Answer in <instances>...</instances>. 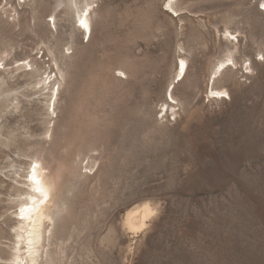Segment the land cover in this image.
<instances>
[{
  "label": "rangeland",
  "instance_id": "1",
  "mask_svg": "<svg viewBox=\"0 0 264 264\" xmlns=\"http://www.w3.org/2000/svg\"><path fill=\"white\" fill-rule=\"evenodd\" d=\"M168 1L0 0L3 260L38 158L59 181L56 264H264V0ZM87 4L90 37L76 22ZM231 52L237 67L213 84L228 96L214 97ZM47 75L62 80L56 117ZM143 204L153 214L131 232L125 213Z\"/></svg>",
  "mask_w": 264,
  "mask_h": 264
},
{
  "label": "bare ground",
  "instance_id": "2",
  "mask_svg": "<svg viewBox=\"0 0 264 264\" xmlns=\"http://www.w3.org/2000/svg\"><path fill=\"white\" fill-rule=\"evenodd\" d=\"M178 2L179 0H172L170 4H169V1L166 4H169V8H171L172 11L176 12V10H174L173 8V5ZM90 6L91 4H87L86 6L80 8L77 11V19H76V22L77 21L80 22V20L82 19L87 21L89 25V30L85 31L84 29H82V31H83V35H86L88 33L89 37L92 31L91 22H90L91 12L89 11ZM85 12H87V16H85ZM225 33L226 35H228V38L231 36H234L233 33L229 31L228 29H225ZM235 40H236V44L238 45V39H235ZM234 47L236 48L237 46L234 45ZM229 54L230 55H227L224 59H220V61L213 68V71L210 77L211 85L209 84L210 85L209 94H211L214 97H222V96L213 95V93H216V92H224V93H227V96H228L227 89L225 88L216 89L214 88L213 84L219 77H221V75L226 70L230 68L229 67L230 65L237 67L238 62L235 56H233L234 54L232 55V52ZM179 60H183L185 64L184 71L182 74L183 76L180 73L179 63H178L176 67L175 77L180 78L182 76L180 80L182 81L186 76L188 63H187L186 58H180ZM229 60L232 61V64H228ZM57 63L55 62L56 66L55 65L54 66L57 68H60ZM34 64L36 63L28 62L27 66L32 68ZM24 66L22 64H18V66L15 68V71L19 73L26 72L27 69H24ZM247 69L251 70V61ZM58 70H61V68ZM60 74L63 76L62 72H60ZM55 75H56V72H55ZM56 77L58 78V76ZM38 78H39V75H38ZM51 79L52 78L50 75H47L44 78L42 76L37 81V84H39L40 86V91H44L42 92V95L45 98L44 102L47 107V113L51 115V117L52 116L56 117V110H57L56 105L57 103H59L58 102L59 94H60L59 87H60V83L62 82V80L59 83L58 82L59 78H58V81L53 80V82L51 81ZM0 80H1V70H0ZM172 84H173L172 89L171 90L169 89L170 91L169 92L167 91V93H169L168 96L171 97V100H174L175 102L176 99L172 93L175 87V84L174 82ZM170 109L171 108H169V110ZM174 113H171V114H174ZM51 126L53 127V124ZM52 129L48 128L46 132L47 136L48 134H49V137L52 136ZM31 159L32 161L29 164L30 170L27 172V175L25 176L27 179L25 182H20V184L22 185L21 190H19V194H18L19 195V199H18L19 206L18 207H20V209L19 211H16L15 213V219H16L17 224L14 227V237L15 238H14L13 246L11 248L12 250L11 257L6 261L0 257V264H56L54 257L52 256L51 252H49V250H46V247L50 244L49 239L53 235V229H51V226L54 223L53 221V218H54L53 215L55 214L54 210L56 208V205H58L57 201H59V199L57 200V194H58L57 183L59 181H58V177L54 175V171L53 173L49 171V168L45 165L46 163L44 162V160H40L38 158H31ZM33 164L39 165V167L37 168V174L43 178V186L48 192V199L44 203H40L41 197H39L38 194L32 191L33 185H32V182L28 179V177L31 175ZM146 205H147V208H145ZM22 208L26 209V211L23 214L20 211ZM152 214H153V209H151L148 204H143L137 207L135 206L126 211L125 224L131 232L136 233L146 228L147 219ZM43 257L45 259L44 261H42Z\"/></svg>",
  "mask_w": 264,
  "mask_h": 264
},
{
  "label": "snow or ice",
  "instance_id": "3",
  "mask_svg": "<svg viewBox=\"0 0 264 264\" xmlns=\"http://www.w3.org/2000/svg\"><path fill=\"white\" fill-rule=\"evenodd\" d=\"M170 3H171V0H169V4ZM169 4H165L164 6L166 8H169ZM260 6L262 8H264V4H261ZM169 11H171V8H169ZM85 16H87V12H85ZM79 23H80V27L82 29H84L85 31L89 30V25H88L86 20L82 19V20H80ZM232 39H235V37H232ZM259 59L264 60V56L259 57ZM228 64H232V61L229 60ZM184 67H185L184 61L180 60L179 61V69H180L181 75L183 74ZM245 67H246V70H249V69H247V66H245ZM213 95H215V96H226L227 93L216 92V93H213ZM169 99H171V97H169ZM38 167H39V165H37V164L32 165L31 175L28 177V179L32 182V185H33L32 191L35 192L36 194H38L39 197H41L40 203H44L48 199V192L45 189V187L43 186V178L37 174V168ZM145 208H147V205L145 206ZM20 211L23 214L26 211V209L22 208Z\"/></svg>",
  "mask_w": 264,
  "mask_h": 264
},
{
  "label": "built area",
  "instance_id": "4",
  "mask_svg": "<svg viewBox=\"0 0 264 264\" xmlns=\"http://www.w3.org/2000/svg\"><path fill=\"white\" fill-rule=\"evenodd\" d=\"M262 11H263V14H264V8L263 9H261Z\"/></svg>",
  "mask_w": 264,
  "mask_h": 264
}]
</instances>
